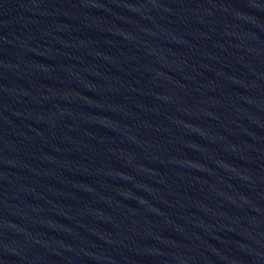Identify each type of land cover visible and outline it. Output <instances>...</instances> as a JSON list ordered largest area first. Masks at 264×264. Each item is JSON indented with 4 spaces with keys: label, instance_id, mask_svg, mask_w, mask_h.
I'll return each instance as SVG.
<instances>
[{
    "label": "water",
    "instance_id": "1",
    "mask_svg": "<svg viewBox=\"0 0 264 264\" xmlns=\"http://www.w3.org/2000/svg\"><path fill=\"white\" fill-rule=\"evenodd\" d=\"M0 264H264V0H0Z\"/></svg>",
    "mask_w": 264,
    "mask_h": 264
}]
</instances>
